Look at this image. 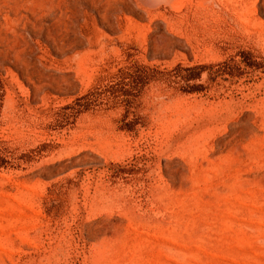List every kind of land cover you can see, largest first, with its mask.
Here are the masks:
<instances>
[{
  "label": "rangeland",
  "instance_id": "1",
  "mask_svg": "<svg viewBox=\"0 0 264 264\" xmlns=\"http://www.w3.org/2000/svg\"><path fill=\"white\" fill-rule=\"evenodd\" d=\"M145 1L0 0V264H264V0Z\"/></svg>",
  "mask_w": 264,
  "mask_h": 264
},
{
  "label": "bare ground",
  "instance_id": "2",
  "mask_svg": "<svg viewBox=\"0 0 264 264\" xmlns=\"http://www.w3.org/2000/svg\"><path fill=\"white\" fill-rule=\"evenodd\" d=\"M145 1V0H144ZM148 1V0H147ZM146 2V1H145Z\"/></svg>",
  "mask_w": 264,
  "mask_h": 264
}]
</instances>
